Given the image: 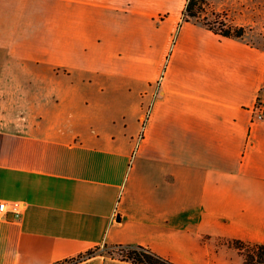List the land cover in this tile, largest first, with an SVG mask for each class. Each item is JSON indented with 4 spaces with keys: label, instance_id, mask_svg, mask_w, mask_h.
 <instances>
[{
    "label": "crops",
    "instance_id": "obj_1",
    "mask_svg": "<svg viewBox=\"0 0 264 264\" xmlns=\"http://www.w3.org/2000/svg\"><path fill=\"white\" fill-rule=\"evenodd\" d=\"M186 3L0 0V264H134L118 245L246 264L231 243L264 244V0L237 1L262 7L236 19L261 44L185 22Z\"/></svg>",
    "mask_w": 264,
    "mask_h": 264
},
{
    "label": "trees",
    "instance_id": "obj_2",
    "mask_svg": "<svg viewBox=\"0 0 264 264\" xmlns=\"http://www.w3.org/2000/svg\"><path fill=\"white\" fill-rule=\"evenodd\" d=\"M193 19L201 21L207 29L223 38H244L247 33L245 27L230 22L226 13L216 12L210 0H187L184 21ZM231 244L243 252L246 264H264V244H248L240 240H234ZM115 248L119 249L121 259L134 264H174L144 246L118 245ZM96 250L89 251L88 254L93 255Z\"/></svg>",
    "mask_w": 264,
    "mask_h": 264
},
{
    "label": "rangeland",
    "instance_id": "obj_3",
    "mask_svg": "<svg viewBox=\"0 0 264 264\" xmlns=\"http://www.w3.org/2000/svg\"><path fill=\"white\" fill-rule=\"evenodd\" d=\"M238 2H241L243 0H210L211 4H212V8L216 11V12H220V13H226L228 15V19L230 22H232L234 25H237L236 19L240 18V17H244V19L247 21V25H254V21L257 20V15H261L262 12V7L255 4L253 9H255L256 12H249L246 11V15L243 14V16H240V14L238 12H240V6H238L237 4ZM246 2H251L252 0H245ZM209 14V13H208ZM204 15V14H203ZM209 17H211V15H209ZM213 19V18H211ZM196 20V19H195ZM258 25V28L261 29V27L264 25L263 22H256ZM239 26V25H237ZM244 27V26H243ZM246 28V27H245ZM247 29V28H246ZM249 30L247 29V33L245 35H248V40L255 43V44H261V42L263 41V32L260 31H255L254 33H250L248 32ZM90 119H82L80 120V123L77 125L79 128L86 130L87 128L81 123V121L86 122L89 121ZM104 251V254H110V255H115V256H119V249L118 248H107ZM247 252V249H246Z\"/></svg>",
    "mask_w": 264,
    "mask_h": 264
},
{
    "label": "built area",
    "instance_id": "obj_4",
    "mask_svg": "<svg viewBox=\"0 0 264 264\" xmlns=\"http://www.w3.org/2000/svg\"><path fill=\"white\" fill-rule=\"evenodd\" d=\"M162 80V79H161ZM159 80L156 84H155V91L152 95V99L151 101L144 107L143 112H142V116H141V131H140V135L138 138V144L143 140L144 138V134L146 132L147 126L151 120L152 114H153V109H154V105L156 100L162 95V81ZM251 114H252V121L253 122H264V98H262V96H259L257 101L254 103L253 107L250 109ZM21 203L19 202H15L13 203L12 206V212L16 215V217H19L21 214ZM9 211V207L7 203H0V212H6ZM90 255H86L84 257H81L79 259L76 260H71L66 262V264H75L79 261H82L84 259H86L87 257H89Z\"/></svg>",
    "mask_w": 264,
    "mask_h": 264
}]
</instances>
